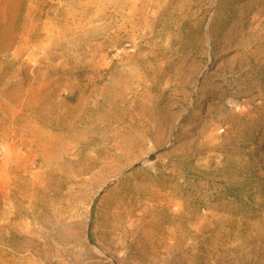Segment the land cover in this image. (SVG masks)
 I'll return each mask as SVG.
<instances>
[{"label":"rangeland","instance_id":"obj_1","mask_svg":"<svg viewBox=\"0 0 264 264\" xmlns=\"http://www.w3.org/2000/svg\"><path fill=\"white\" fill-rule=\"evenodd\" d=\"M136 2L0 0V264H264V0Z\"/></svg>","mask_w":264,"mask_h":264},{"label":"bare ground","instance_id":"obj_2","mask_svg":"<svg viewBox=\"0 0 264 264\" xmlns=\"http://www.w3.org/2000/svg\"><path fill=\"white\" fill-rule=\"evenodd\" d=\"M136 3H138V5H136L137 7L135 6L136 7L135 10L133 11L132 15L130 16V18L132 19V22L135 23L134 28H133L135 32L141 26L143 21H145V24H146L147 20H149V14L152 11H155V8L158 7V5H156V4H158V0L157 1L156 0H137ZM139 6H141L140 9L138 8ZM102 61L103 60H101V62ZM262 142L260 143V145L263 144ZM263 177H264V175H263ZM175 206H176L175 215L178 216L179 219H181L182 221L189 220L188 214L184 212L183 206L179 202H176ZM145 218L146 217L143 216L139 219H136L133 211L129 210V212H127L128 227L130 228V230L136 229L138 227V225L141 223V221H143ZM200 223L202 225L200 227V229H203V228L204 229H210V231L215 229L213 227V222L208 221L207 215L204 217L203 221H200ZM179 229L181 230L180 227H179ZM200 229H198V230H200ZM199 232H201V231H199ZM204 233H206V232H204ZM173 235L175 236L176 232H174Z\"/></svg>","mask_w":264,"mask_h":264}]
</instances>
